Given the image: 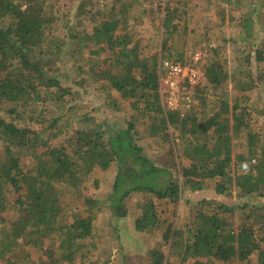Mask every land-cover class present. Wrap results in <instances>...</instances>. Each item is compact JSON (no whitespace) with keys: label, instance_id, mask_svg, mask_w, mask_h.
<instances>
[{"label":"trees","instance_id":"16d2710c","mask_svg":"<svg viewBox=\"0 0 264 264\" xmlns=\"http://www.w3.org/2000/svg\"><path fill=\"white\" fill-rule=\"evenodd\" d=\"M47 1L0 0V22H8L0 27V217L10 209L16 216L1 236L0 261L21 244L34 249L39 259L10 264H76V255L85 258V242L94 236L100 210L87 181L98 169H113L112 215L127 218V200L133 193L146 194L137 206L134 230L163 231L169 253L155 249L153 264L170 258L182 264H264V216L251 221L253 213L264 210V134L254 121L264 96V47H255L254 40L259 12L251 10L239 23L244 48L233 72L213 61L199 67V82L189 86L194 103L184 113L165 108L159 75L161 60L188 65L172 42L182 9L166 3L161 49L147 55L127 27L126 17L138 0H116L90 33L70 40L47 34L56 21L54 5ZM254 1L264 8V0ZM66 47L72 48L67 55L80 61L88 52V61L96 65L94 81L117 94L107 98L108 105L115 113L127 112L121 105L129 109L125 127L72 105L79 91L64 87L57 75ZM252 59L255 65H245ZM82 71V65L73 68ZM252 91H258L254 106L247 97ZM139 124L149 125L152 136L169 139L174 128L187 164L177 160L172 142L155 164L137 137ZM235 136L247 143L237 156ZM237 161L245 173L236 175ZM208 181L215 184L217 196L241 200V224L235 228L237 207L221 200L205 201L208 210L194 212L182 229L167 223L162 204L176 207Z\"/></svg>","mask_w":264,"mask_h":264},{"label":"rangeland","instance_id":"374dc122","mask_svg":"<svg viewBox=\"0 0 264 264\" xmlns=\"http://www.w3.org/2000/svg\"><path fill=\"white\" fill-rule=\"evenodd\" d=\"M168 1L183 11V20L176 21L179 32L172 42L177 49L185 53L186 64L195 67L197 70L206 65L208 61H213L217 64L223 63L224 68L230 72L234 71L236 62L242 59L240 57L243 55L244 48V44L240 41L241 38H244V34L239 23L251 10L259 12L256 17L258 32L256 39H254L255 47L261 44L264 47V8H260L254 0H166L165 3L158 0H138L134 3L131 14L126 17L127 27L128 32H131L135 41L140 42L147 55H152L161 49L163 41L161 23L165 13L164 6ZM47 5L49 7L54 5L51 11L56 18L54 25L51 28L48 27L47 34L70 40V37L81 35L82 32L90 33L94 26L101 23V13L115 6L116 0H48ZM7 23L0 22V27L6 28ZM122 33L124 32H119V35ZM49 44L48 40L43 48L44 51L48 50ZM69 50L71 51L72 48L66 47L65 54L61 56L62 59L59 58L61 63L58 65L60 71L57 72V75H59L64 87H73V90L79 91L76 95L78 99L72 105L76 106L78 110L91 112L92 117H99L111 124L125 127L127 120L130 119L129 109L121 105L122 112H127L125 114L115 113V108L108 105L107 98H113L117 94L107 87L101 88L94 81L92 74L96 70V65L88 61V52L83 54V61H80V58L73 59L70 54L67 55ZM196 54H200L201 57L198 61L194 59ZM104 57L106 59L108 56ZM80 65L83 66V71L73 72V68ZM245 65H255V59H252L251 63L245 61ZM79 80L83 81L82 85L76 84ZM257 96L258 91L247 94L252 105L253 102H257ZM259 100L262 102L260 105L258 104L260 112L254 113V121L256 122L255 126L258 125L256 130L264 134V130L259 128L264 126V110H261L264 109V96L263 100ZM198 107L201 109L200 106ZM150 122L152 121L150 120ZM138 127L140 133L137 137L146 148L148 155L154 159L155 164L160 163L159 157L168 152L166 148L171 145V142L174 144V148L176 147L177 160L187 164L184 162V158L182 159V149L174 128L170 131V134L174 133V136L171 135L170 141L169 137L161 134H159L160 136H152L149 125L139 124ZM245 140L246 138L243 137H233L235 156L246 151L245 145L247 143ZM242 143L244 146L240 147ZM242 165V162L239 161L234 163L236 175L245 173ZM114 177L113 169L108 171L98 169L87 181L90 187L89 194L99 202L100 210L98 218L93 221L94 236L85 242L87 256L83 258L81 254L76 255L75 263L153 264L152 252L155 249L160 250L166 256L169 253V247L163 239V231L137 232L134 230V219L140 213L137 206L144 201L146 194L133 193L127 200L129 210L127 218L117 219L112 215V211L109 209L108 196L112 191ZM214 186L212 181L206 182L205 188L201 192L193 194L191 198L189 196V200L184 198L176 207L170 204H162L164 219L167 223L173 222L176 227L182 229L191 221L194 212L208 210V207L203 205L205 201L221 200L230 206L237 207L236 215L233 218L235 228H237L241 224V216H243V211L239 209L238 205L241 200L235 196L233 198L217 196L213 189ZM260 203L264 207V199H261ZM249 212L251 211L248 209L247 213ZM261 214L264 216V210L253 213L251 221L256 222ZM15 218L16 216L11 209L1 215L0 239L1 236L7 235L10 224ZM39 257L40 255L34 249L21 244L5 260H1L0 264H10L11 261L23 262L25 259L37 261ZM168 261L165 264H182L177 258H170ZM185 264H196V262L191 260ZM215 264L224 263L217 262Z\"/></svg>","mask_w":264,"mask_h":264},{"label":"built area","instance_id":"2783aa9c","mask_svg":"<svg viewBox=\"0 0 264 264\" xmlns=\"http://www.w3.org/2000/svg\"><path fill=\"white\" fill-rule=\"evenodd\" d=\"M165 2L166 0H158ZM200 54L194 59L198 61ZM161 94L164 105L170 111L189 109L194 103L189 86H195L200 79L198 70L189 65L161 60L159 65Z\"/></svg>","mask_w":264,"mask_h":264}]
</instances>
